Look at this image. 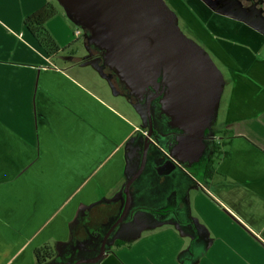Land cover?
Listing matches in <instances>:
<instances>
[{"label":"crops","instance_id":"crops-1","mask_svg":"<svg viewBox=\"0 0 264 264\" xmlns=\"http://www.w3.org/2000/svg\"><path fill=\"white\" fill-rule=\"evenodd\" d=\"M55 1L0 0V264H37L45 244L55 257L99 254L140 163L145 128L107 95L119 91L94 67H105L98 48L88 40L85 60L72 45L85 29L57 8L47 29L70 49L56 57L26 29ZM167 1L222 66L215 124L229 131L230 155L204 180V167L184 169L162 151L158 183L139 184L144 170L133 182L97 264H264V27L217 0H194L195 13Z\"/></svg>","mask_w":264,"mask_h":264},{"label":"water","instance_id":"water-1","mask_svg":"<svg viewBox=\"0 0 264 264\" xmlns=\"http://www.w3.org/2000/svg\"><path fill=\"white\" fill-rule=\"evenodd\" d=\"M69 15L89 31L88 40L103 51V63L114 70L122 84L138 98L159 77L168 88L160 100L170 125L183 136L172 150L182 160L198 162L203 155L206 129L217 114L223 75L210 55L191 41L177 23L176 13L164 0H57ZM150 99L147 114L150 132L145 139L138 171L125 186L126 203L118 220L104 236L99 254L74 264L97 263L104 255L107 238L123 221L130 206V188L140 176L153 131Z\"/></svg>","mask_w":264,"mask_h":264},{"label":"rangeland","instance_id":"rangeland-1","mask_svg":"<svg viewBox=\"0 0 264 264\" xmlns=\"http://www.w3.org/2000/svg\"><path fill=\"white\" fill-rule=\"evenodd\" d=\"M164 1L167 2L168 6L176 13V9L171 5V3L168 2L167 0H164ZM183 2L188 5L187 7L189 9H191V10L194 9V7H193L194 6V0H183ZM217 2L220 3L221 8L227 12H230V11L238 12L240 10L244 11V12L246 11V13L244 15H237V17L242 18L243 21H245L248 24H251L253 27H257V28L264 27V0H217ZM55 3H56V6L59 10L63 11L65 14L67 13V11L63 8V6L58 1L57 2L55 1ZM193 11H194V13L196 12L195 9ZM176 15H177V13H176ZM73 22H74V20H73ZM177 23L180 26L182 32L191 41H193L196 44L203 47L193 37L192 33H190L191 31H189L187 29V26H185L183 21L182 20L180 21L178 19V17H177ZM79 28L82 31H84V29H85L82 26ZM87 41H88V33L85 30L84 35L81 38H79L78 43L75 42L72 44L74 46L76 45V47H77L76 49L79 50L77 52L78 58L83 57V58H85V60L89 59L87 57L89 54L91 55L92 45L86 43ZM205 51L207 52V50H205ZM62 55L63 56H69V53H63ZM55 60L57 63L63 64L62 58L57 57ZM213 61L215 62L214 59H213ZM216 65L219 68V70L222 72L223 71L222 66H220L219 64H216ZM94 67L96 68V70L100 71L103 75H108L109 79H111L110 78V77H112L111 73L109 71H107V69L104 66L95 65ZM107 82L110 85V87L114 88V86L110 83V81L108 79H107ZM115 89H116V87H115ZM107 95L110 97V99H114L115 101H117L122 109H125L129 114H131L133 116V118L136 120V122L142 126V128H145V129L149 128L148 127V114H147L146 103L141 102V101H139L133 97H129L128 95H126L125 93H121L120 91L118 92V95H115L113 92H110V94L108 92ZM116 97H118V100H116ZM151 114L153 115V129L158 132L157 134L153 135V140L160 147H164L165 149H167L166 148L167 146L165 145L166 137H164L161 134V132L166 131L170 127V123L167 119H165L159 115L157 102L151 104ZM137 142H140V138L137 140ZM157 145H152L151 148L149 149L148 156H147V162L145 165L144 172L141 175V179L138 182L139 184H144L145 182L149 181V178H150V180L152 178H153V181L155 180V177L153 175L154 172L152 170V168L154 169L153 164H158L161 162V160L164 159V156L161 155L162 150ZM139 156H140V154H139ZM140 163H141V160H140ZM140 163H139V166H140ZM139 166H138L137 170L139 169ZM197 171L199 172L200 170H197ZM179 175H181V174H178V176ZM182 176H183V174H182ZM182 176H181L180 182L184 183V178ZM173 179L176 180V176H173ZM155 182L158 183L157 180H155ZM157 193H159V192L156 191V192H153L152 194H157ZM74 249H75V247L73 246V250ZM83 250L84 249H82V248L77 249L76 253L73 254L74 256L71 255V256L66 257V255H64V256L58 255L53 260H50L49 262H45V264H74L78 260L92 259L98 255L97 254L96 256L89 258L88 256H90V255H88L86 257L85 256L86 252Z\"/></svg>","mask_w":264,"mask_h":264},{"label":"trees","instance_id":"trees-1","mask_svg":"<svg viewBox=\"0 0 264 264\" xmlns=\"http://www.w3.org/2000/svg\"><path fill=\"white\" fill-rule=\"evenodd\" d=\"M58 12L59 11L54 4L47 3L41 8H39L38 10H36L31 15L27 16L24 21V25L26 29L35 37L39 45L43 48L44 52L50 57L58 56L60 52L63 50L61 49L57 41L53 38V36L50 34V32L47 29V23L51 19L56 17L58 15ZM85 30L89 35V31L87 29ZM68 49H70V47H67L63 51H67ZM98 50H99V53L102 55L103 51H101L100 49ZM69 52H70V55L75 54L74 50H71ZM105 68L107 69V71L111 73L112 75L111 81L118 91H120L121 93H125L129 97H133L137 99L135 95L131 94L129 90L122 84L119 76L116 74L114 70L110 69L106 65H105ZM167 118L170 119L169 117ZM211 127H212L211 133L215 137V140H213L214 154L212 155L211 159H209V163L203 166L204 167V180L211 178L212 174L216 171L215 165L217 161L222 160L223 158L228 157L230 155L229 147L231 145V141L229 139L227 140L229 131L218 129L216 125L214 124V122L212 123ZM142 149H143V143L139 149L140 156L142 154ZM122 209H121V212H122ZM103 236L101 238V241L103 239ZM116 245L121 246V245H125V243L116 242ZM99 251H100V246H98V252ZM35 257L37 260V264H45V262H49L50 260H53L55 258V254L52 248L49 245L45 244L35 250ZM85 264H97V263H85Z\"/></svg>","mask_w":264,"mask_h":264},{"label":"flooded vegetation","instance_id":"flooded-vegetation-1","mask_svg":"<svg viewBox=\"0 0 264 264\" xmlns=\"http://www.w3.org/2000/svg\"><path fill=\"white\" fill-rule=\"evenodd\" d=\"M168 86L167 84L163 81V75H161L157 81V83L154 85V86H151L150 88H148V90L146 91V93L144 94L143 98H138L137 96H135L139 101L141 102H144L148 103V101L150 99H152V103H155L157 102V105H158V113L161 117L167 119L170 123V119H168L167 115H165L161 109V106H160V100L163 98V96L166 94V90H167ZM218 110V109H217ZM217 115V114H216ZM216 115H215V118H216ZM167 116V117H166ZM215 118L213 119V121L211 122L210 126L206 129L205 131V134L202 138V140L205 142V149L203 150V155L200 157V160L198 162H191L189 160H182L181 158H178L176 156H173L172 155V150L174 149L175 145L178 143V139L183 137V136H190L191 134L190 133H187L181 129H178V128H175L173 129L172 126L170 125V127L166 130V131H163L161 132V134L166 137V142H165V145L167 146L165 149L164 147H160L159 145H157V143L153 140V135L157 134L158 132L155 131L153 129L152 133H151V136L149 137V141H151L150 143V146H149V149L151 148L152 145H157L158 147H160V149L167 155V156H170L174 161L175 163H178L180 164L183 168L186 167V165L188 167L192 166L193 168L196 167V166H205L206 164L209 163V159H211L212 155L214 154L213 152V147H214V143H213V140H215V137L214 135L211 133L212 132V123L214 122L215 124ZM152 123H153V115H152ZM216 125V124H215ZM148 127L149 128H146L144 130V133H143V149H144V145H145V139L148 135V133L150 132V126H149V119H148ZM142 146V145H141ZM149 152V150H148ZM142 154H143V150H142ZM141 154V155H142ZM148 156V154H147ZM141 161H142V156L140 157ZM146 162H147V158H146ZM146 162H145V165H146ZM141 165V163H140ZM140 167V166H139ZM145 168V167H144ZM138 171V170H137ZM143 172V171H142ZM127 199V197H126ZM126 203V202H125ZM125 205V204H124ZM124 208V206H123ZM123 211V209H122ZM122 213V212H121ZM115 223V222H114ZM113 223V224H114ZM113 224L108 228V230L106 231V233L111 229V227L113 226ZM116 228V227H115ZM114 228V229H115ZM113 229V230H114ZM112 230V231H113ZM106 233L104 234V236L106 235ZM111 234V233H110ZM103 236V238H104ZM109 237V236H108ZM108 239V238H107ZM103 240V239H102ZM102 243V241H101Z\"/></svg>","mask_w":264,"mask_h":264},{"label":"built area","instance_id":"built-area-1","mask_svg":"<svg viewBox=\"0 0 264 264\" xmlns=\"http://www.w3.org/2000/svg\"><path fill=\"white\" fill-rule=\"evenodd\" d=\"M184 169H186V168H184Z\"/></svg>","mask_w":264,"mask_h":264}]
</instances>
